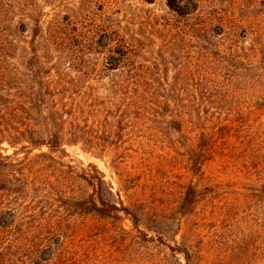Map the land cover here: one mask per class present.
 Listing matches in <instances>:
<instances>
[{"label":"rangeland","instance_id":"rangeland-1","mask_svg":"<svg viewBox=\"0 0 264 264\" xmlns=\"http://www.w3.org/2000/svg\"><path fill=\"white\" fill-rule=\"evenodd\" d=\"M1 13L0 105L90 100L96 90L105 98L100 88L111 73L105 63L110 52L101 45L116 30L135 46L134 67L147 73L144 82L188 106V119H229L233 127L231 145L219 140L216 159L199 172L188 164L187 144L201 128L175 133L138 117L129 127L125 120L112 127L104 114L87 115L94 127L89 138L98 146H67L54 154L57 162H43L35 175L40 189L53 198L60 191L87 198L80 177L96 176L97 168L127 205L141 198L157 208L162 224L136 229L127 220L93 215H83L76 226L67 221L65 257L72 264H187L170 248L183 241L197 253L195 264H264V170L242 162L264 160V0H0ZM36 25L41 34L33 45ZM74 26L78 32L66 30ZM72 34L80 38L72 41ZM33 49L43 67L30 63ZM102 126L114 133H96ZM2 147L13 154L8 144ZM40 152L48 150L30 157ZM223 152L232 154L230 165L220 162ZM190 181L200 202L183 215L178 202ZM55 204L70 220L73 203Z\"/></svg>","mask_w":264,"mask_h":264},{"label":"trees","instance_id":"trees-1","mask_svg":"<svg viewBox=\"0 0 264 264\" xmlns=\"http://www.w3.org/2000/svg\"><path fill=\"white\" fill-rule=\"evenodd\" d=\"M66 30L78 32L76 26ZM40 34L41 28L36 25L33 45ZM114 34H107V39L105 35L107 45H101L107 46L110 52L105 59L108 62L105 63H110L107 67L111 73L107 74V84L104 83L100 88L101 93L107 95L105 98L100 97L96 90L94 98L90 100H40L34 104L5 101L0 105V114L3 115L0 116V264H72L65 257L70 255V236L64 224L68 221L70 225L76 226L83 215H93L94 219H109L114 222L127 220L136 229L140 226L149 228L148 222L155 224L154 228H160L162 223L157 208L153 209L141 198L127 205L119 193H114L110 183L99 175L97 168L96 176L86 173L80 177L90 190L87 198L75 200L66 191H60L56 195L57 199L47 196L45 189H40V181L35 175L40 172L37 167L43 162H57L54 154L65 153L67 146L81 143L89 146L93 144L92 148H96L94 145L98 146L97 141L89 138L92 136L90 128L94 127L89 125L90 117L87 115L93 114L98 118L104 114L106 125L112 127L115 126L112 122L122 125L124 120L129 127L131 118L138 117L140 121H146V124L157 123L158 127L175 133L191 134L193 129L201 128L202 131L187 144L188 164L193 171L202 172L206 164L216 159L221 145L219 140L224 145L232 143L231 120L199 117L188 119L190 116L185 115V108L188 106L181 101L166 98L159 93L157 87L144 82L145 78L148 79L147 73L134 67L133 58L138 56L135 46L122 37L120 32L115 30ZM70 37L72 41L80 38L77 34ZM33 50L35 56L29 60L30 63L36 62L43 67L46 63H42L37 51ZM220 58L227 61L224 57ZM229 59L238 58L231 55ZM131 60L133 63L129 64ZM213 75L222 76L219 72ZM45 94L55 95L51 89H47ZM33 112L36 113L35 116ZM112 127L102 126L105 129L96 133H114L115 128L112 131ZM3 144H8L14 150L12 155L4 154ZM43 148L48 153L40 152L34 158L30 157L34 151H41ZM22 154L24 156L20 157ZM231 158V153L223 152L219 160L230 165ZM242 162L248 168L256 169L261 166L264 170V160L253 159L248 164V160L243 159ZM260 182H264L263 177H260ZM182 190L178 204L183 215L191 214L200 202L198 187L190 181ZM64 201L67 205L73 203L70 207L75 208L70 220L65 219L64 213L56 208V202ZM153 231L161 236L166 234L161 229ZM175 238L176 235L174 241ZM170 248L174 252L179 251L187 264H195L197 253L184 241L182 245Z\"/></svg>","mask_w":264,"mask_h":264}]
</instances>
